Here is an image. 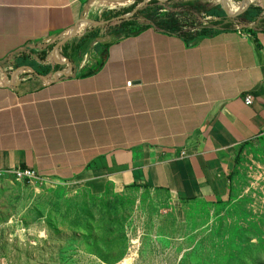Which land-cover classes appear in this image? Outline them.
Instances as JSON below:
<instances>
[{
	"label": "crops",
	"instance_id": "0c3cea01",
	"mask_svg": "<svg viewBox=\"0 0 264 264\" xmlns=\"http://www.w3.org/2000/svg\"><path fill=\"white\" fill-rule=\"evenodd\" d=\"M135 1L0 0V62L91 26L103 49L70 63L58 53L67 40L57 44L60 70L43 77L0 66V171L31 169L95 195L136 186L172 203L224 200L237 148L264 133V33L237 26L188 46L151 28L106 34L103 11Z\"/></svg>",
	"mask_w": 264,
	"mask_h": 264
},
{
	"label": "rangeland",
	"instance_id": "374dc122",
	"mask_svg": "<svg viewBox=\"0 0 264 264\" xmlns=\"http://www.w3.org/2000/svg\"><path fill=\"white\" fill-rule=\"evenodd\" d=\"M226 5L231 13L242 7ZM184 15L188 23L211 19ZM102 51L90 48L85 59ZM234 159L227 198L182 203L143 187L95 195L74 183L2 175L0 264H264V133Z\"/></svg>",
	"mask_w": 264,
	"mask_h": 264
},
{
	"label": "trees",
	"instance_id": "16d2710c",
	"mask_svg": "<svg viewBox=\"0 0 264 264\" xmlns=\"http://www.w3.org/2000/svg\"><path fill=\"white\" fill-rule=\"evenodd\" d=\"M213 0H148L142 5L143 0L135 1L131 7L118 11L104 12L99 21L113 19L106 26V34L114 36L117 40L129 36H137L141 32L151 28L156 32L180 38L185 45H191L197 38L214 37L223 32H233L240 26L245 32L254 37L255 33H264V9L260 2L250 0L247 9L235 17H229L221 7L220 0L212 4ZM241 5L242 0H234ZM135 11L128 19L118 21L117 18L125 13ZM204 13L210 17L205 23H188L184 12ZM98 26H91L83 36L73 37L61 44L58 48L60 57L70 63L75 60H83L90 48L98 46L96 39L101 37ZM105 35V32L103 33ZM43 44L34 43L33 49L29 45L10 53L0 66L5 63H14V69L22 66L29 67L37 76H45L47 72L60 70L52 57L53 49L61 40ZM70 42V43H68ZM43 47V50L36 51V47ZM107 46H105L104 54ZM102 53L99 54L101 56ZM50 57V58H49ZM96 69L95 71H97ZM94 71V72H95ZM68 75L67 77H69Z\"/></svg>",
	"mask_w": 264,
	"mask_h": 264
},
{
	"label": "built area",
	"instance_id": "2783aa9c",
	"mask_svg": "<svg viewBox=\"0 0 264 264\" xmlns=\"http://www.w3.org/2000/svg\"><path fill=\"white\" fill-rule=\"evenodd\" d=\"M243 99H244L245 104H247V105L252 103V96L251 95L247 94L244 96ZM8 174H11L16 180L26 182V183H41V182L45 181V179L43 177L39 176L35 171H33L31 169L16 168ZM2 175H5V173L0 171V176H2Z\"/></svg>",
	"mask_w": 264,
	"mask_h": 264
},
{
	"label": "water",
	"instance_id": "95a60500",
	"mask_svg": "<svg viewBox=\"0 0 264 264\" xmlns=\"http://www.w3.org/2000/svg\"><path fill=\"white\" fill-rule=\"evenodd\" d=\"M160 1H165V0H160ZM259 2H260V4H261L262 8L264 9V0H259ZM144 3H145V1H144ZM241 3H242L241 10H240L239 12H236V13H231V12L228 10V8H227V5H226L225 0H221L222 9H223V11L225 12V14H226L227 16H229V17H235V16L238 15L239 13L243 12L244 10H246L247 7L250 5L251 1H250V0H242ZM130 15H131V14L121 16V17H119V19H120V20L127 19L128 17H130ZM71 36H72V35L65 37L60 43H62V42H64V41L68 40L69 38H71ZM60 43H59V44H60ZM59 44H58V45H59ZM58 45H57V46H58ZM69 66H70V64H69Z\"/></svg>",
	"mask_w": 264,
	"mask_h": 264
}]
</instances>
